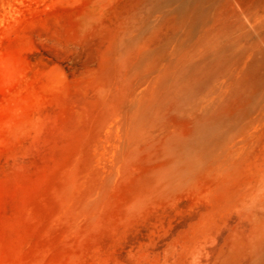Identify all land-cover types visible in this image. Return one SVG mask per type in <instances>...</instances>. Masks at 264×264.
<instances>
[{
	"label": "rangeland",
	"instance_id": "rangeland-1",
	"mask_svg": "<svg viewBox=\"0 0 264 264\" xmlns=\"http://www.w3.org/2000/svg\"><path fill=\"white\" fill-rule=\"evenodd\" d=\"M0 264H264V0H0Z\"/></svg>",
	"mask_w": 264,
	"mask_h": 264
}]
</instances>
